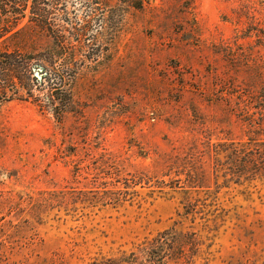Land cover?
<instances>
[{
  "label": "rangeland",
  "instance_id": "rangeland-1",
  "mask_svg": "<svg viewBox=\"0 0 264 264\" xmlns=\"http://www.w3.org/2000/svg\"><path fill=\"white\" fill-rule=\"evenodd\" d=\"M55 4L69 108L0 103V264H264V0Z\"/></svg>",
  "mask_w": 264,
  "mask_h": 264
},
{
  "label": "trees",
  "instance_id": "trees-1",
  "mask_svg": "<svg viewBox=\"0 0 264 264\" xmlns=\"http://www.w3.org/2000/svg\"><path fill=\"white\" fill-rule=\"evenodd\" d=\"M56 1L0 0V103L32 99L42 108L51 109L62 120L69 108L71 79L67 70L63 76L53 71L57 55L53 19ZM132 2L134 7H139L138 0ZM42 68V78L35 76L32 79L31 73ZM58 85L64 87L58 90L62 93L52 89ZM47 86L52 90L47 104L43 105L44 97L36 96L35 90L42 91ZM250 90L253 105L247 107L249 120L244 121L248 133L255 134L264 127V116L263 122L257 124L250 112L253 107L264 111V107L259 108L264 101V86Z\"/></svg>",
  "mask_w": 264,
  "mask_h": 264
},
{
  "label": "water",
  "instance_id": "water-1",
  "mask_svg": "<svg viewBox=\"0 0 264 264\" xmlns=\"http://www.w3.org/2000/svg\"><path fill=\"white\" fill-rule=\"evenodd\" d=\"M38 71L41 73L42 71H44V69L42 68V69H39ZM40 78H42V76H40Z\"/></svg>",
  "mask_w": 264,
  "mask_h": 264
}]
</instances>
